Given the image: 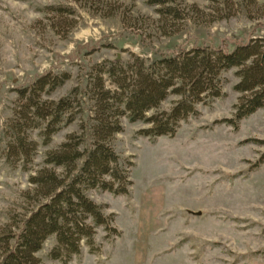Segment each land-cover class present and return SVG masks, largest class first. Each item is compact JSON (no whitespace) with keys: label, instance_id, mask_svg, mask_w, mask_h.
Masks as SVG:
<instances>
[{"label":"rangeland","instance_id":"rangeland-1","mask_svg":"<svg viewBox=\"0 0 264 264\" xmlns=\"http://www.w3.org/2000/svg\"><path fill=\"white\" fill-rule=\"evenodd\" d=\"M224 2L232 3L231 13L219 10L225 16L218 19L215 8ZM247 2L174 0L185 8L186 20L173 26L174 34L163 35L156 7L144 0H0V130L11 114L14 88L48 70L73 73L54 94L58 97L75 84L81 67L103 59L125 61L131 52L149 57L153 49L176 45L225 42L232 47L237 40L264 36V16ZM114 4L120 6L111 16L92 8ZM192 4L204 14L189 8ZM52 5L71 6L75 14L63 18L42 10ZM225 76L224 95L198 105L197 114L172 136H142L138 131L146 125L123 119L113 144L133 163L128 193L89 191L112 214L120 234L108 238L98 228V251L83 246L68 264H264V109L237 127L221 122L233 115L239 96L233 70ZM76 128L72 124L55 134L27 171L0 159V230L31 208L24 193L43 152ZM52 243L48 239L37 253L46 264Z\"/></svg>","mask_w":264,"mask_h":264},{"label":"trees","instance_id":"trees-1","mask_svg":"<svg viewBox=\"0 0 264 264\" xmlns=\"http://www.w3.org/2000/svg\"><path fill=\"white\" fill-rule=\"evenodd\" d=\"M246 1L256 6L259 17L264 16V3ZM144 2L156 7L169 30L164 28L163 35L174 34L173 26L186 20L185 8L174 0ZM247 3L243 6L250 12ZM225 4L215 8L217 13L226 8L231 13L232 3ZM101 6L92 8L111 16L120 5ZM189 8L204 14L194 4ZM42 10L63 18L75 14L68 5ZM220 14L218 19L225 16ZM151 52L149 57L131 52L125 61L103 59L81 67L75 84L58 97L54 94L73 78L71 70H48L14 88L11 114L0 130V159L6 164L29 170L40 148L50 146L55 134L72 124L77 128L43 152L29 177L31 188L24 193L31 208L0 230V264H46L37 253L50 238L53 243L46 249V259L50 264H68L83 246L90 253L98 251V228L108 238L120 234L112 214H106L89 191L128 193L133 163L120 156L113 144L114 136L123 130V119L146 125L138 131L142 136H172L182 122L197 114L198 105L224 95L225 73L230 70L237 78L233 90L239 96L233 115L221 122L237 127L240 120L264 109V36L237 40L232 47L224 42ZM170 97V105L164 108Z\"/></svg>","mask_w":264,"mask_h":264}]
</instances>
